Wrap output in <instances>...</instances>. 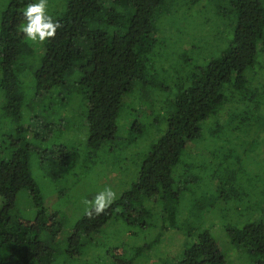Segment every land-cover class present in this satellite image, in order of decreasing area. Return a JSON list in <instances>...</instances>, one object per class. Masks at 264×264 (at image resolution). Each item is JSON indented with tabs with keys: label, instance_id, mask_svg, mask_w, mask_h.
Listing matches in <instances>:
<instances>
[{
	"label": "trees",
	"instance_id": "1",
	"mask_svg": "<svg viewBox=\"0 0 264 264\" xmlns=\"http://www.w3.org/2000/svg\"><path fill=\"white\" fill-rule=\"evenodd\" d=\"M198 1L67 0L54 18L63 27L55 38L42 43L45 51L39 61L36 45L20 30L26 23L22 12L33 0H7L0 23V89L5 115L17 128L23 120H33L34 102L60 96L61 88L75 89L83 99L81 126L87 128L83 139L87 151L108 153L121 143L126 144L122 150L128 149L143 135L144 126L137 117L123 134L119 119L126 115V101L133 106L144 101L151 116L157 117L154 122L162 117L167 128L146 152L138 154L143 161L132 186L104 214L89 218L84 211L66 230L65 214L60 218L59 210L49 211L31 170L28 138L36 129L23 123L20 131L13 128L14 150L0 161V264H76L97 246L93 243L96 234L108 235L103 230L111 228H107L110 222L121 224L119 230H124L128 240L117 235V242H112L111 237L112 243L103 246L102 264L149 259L160 250L165 236L173 233L183 236V244L171 256L161 253L160 264H230L221 240L211 230L200 229L196 240L190 241L194 227L186 223L200 198L209 195H215L214 207L225 214L241 210L244 202L251 206L249 212L257 211L256 218L243 226H228L224 238L236 248L239 264H264V210H253L262 207L263 200L245 176L264 168V0H228L221 14L229 31L234 30L232 39L220 54L201 57L203 61L176 86L172 97L158 94L155 87L163 88L162 83L148 79L171 43L165 36L177 33L195 49L208 37L207 27H215L217 21L212 18L196 23L194 44L191 35L184 33L183 8ZM171 55L165 62L177 61ZM25 71L32 75H23ZM257 82L259 86L254 87ZM234 102L223 122V110ZM44 124L46 129L54 126L52 120ZM191 144L209 150L210 156L189 149ZM255 144L263 147L259 158L252 155ZM67 158L65 147L55 145L40 165L62 166ZM209 174L217 178L218 187L199 195L197 181L205 175L204 188H208ZM22 192L31 195V209L18 208ZM189 200H193L191 208ZM63 232L66 235L61 239Z\"/></svg>",
	"mask_w": 264,
	"mask_h": 264
},
{
	"label": "rangeland",
	"instance_id": "2",
	"mask_svg": "<svg viewBox=\"0 0 264 264\" xmlns=\"http://www.w3.org/2000/svg\"><path fill=\"white\" fill-rule=\"evenodd\" d=\"M33 2H35V0H33ZM66 2L67 0H48L49 14L55 18L57 14H60L59 12L64 8ZM6 3L7 0H0V23ZM227 7L228 0H200L194 6L185 5V8H183V15L186 16L187 28L184 30V33H189L188 36L191 35L193 44L195 41L196 23L203 20L202 23L204 24L206 19L209 18H212L217 22L215 27L211 26V24L207 27L208 37L205 38L202 45L199 43L198 47L195 49L192 48V44L185 43L187 41L184 37H181L183 39H180L179 36L176 35L177 33L172 34L171 38L165 36L166 39L169 41L171 40V43L169 46H165L163 56H161L162 61L159 62L157 66H154L148 76V79L153 78L162 83L163 88L155 87L158 94L164 96L165 99L172 97V92H175L176 86L186 80V77L194 70L195 66H198V64L203 61L199 60L201 57L207 59L211 56H216L227 47L234 32L232 29L229 31L227 22L222 18L221 10H224ZM220 19H222L221 22ZM206 25L207 24H205L204 28H206ZM165 38L162 37L161 39L163 43L166 41ZM33 44L37 47V49L35 48L37 52V60L39 59L40 61L45 51L42 50L44 48V42L42 44L41 42L36 41L33 42ZM40 46H42V49ZM38 48H40V50ZM170 55V59L178 57L177 61L171 64L165 62ZM24 74L32 75L31 71H25L23 75ZM262 76L264 77V70ZM28 79L29 78L27 77L26 83L29 86L30 84L28 83H30V80L28 81ZM261 80L264 82V78H261ZM255 85L259 86V82L254 84V87ZM61 90L62 93L60 96H58L57 93V96L46 97L39 102H34L33 110L30 111V117H33V120L31 119L32 121H28L25 119L28 122L23 120L21 126L17 128L18 125L13 124V122L5 115V97L0 89V102L1 104L2 102L4 104V106L3 104L0 105V161L8 158L14 150L13 143L15 140L12 137V134L14 133L12 131L13 128H15V132L16 130L20 131L23 123L27 126L30 124V126L36 129L35 131L33 130L34 135H32V138H28L32 146L30 151V153H32V173L37 184L44 193L49 211L54 212L59 210L60 218L65 214L64 216H66L67 221L64 225V229H70L87 209V205L83 203L84 200H91L106 187H111L117 193V196H119L132 186L137 179V174L143 161V155L138 154L146 152L151 143L164 134L167 128V122L166 119L162 120V117L161 121L154 122L157 117L155 115L151 116V110L148 108V104L144 101L141 103L139 100V103H134L136 108L132 105V102L126 101L124 105L126 108V115H124L122 120L119 119V124L124 134L129 129L128 126L131 121L137 120L134 119V117L140 119L142 126H144V133L137 138V143L135 142L136 144H131L128 149L124 150L122 149L126 144H116L113 146L112 151H109L108 153L105 152V150L96 153L91 151L90 148L87 151L85 148L86 145L83 144V139L87 138V128L81 126V114L85 111L83 107V99L75 89L61 88ZM152 93L156 92L152 91ZM27 100L29 103L31 102V99ZM235 104L236 102L227 104L221 116L223 122L227 120L226 110L230 109ZM26 112H29V110L26 109ZM149 116L151 117L149 118ZM37 118L41 119L40 124ZM51 120L54 122V126L49 129L44 128L47 126L44 122L50 123ZM257 140L259 139L257 138ZM55 145L58 147L64 146L65 151L69 152V158L65 159L62 166L53 165L49 167L45 165L42 168L40 165V159L48 150L54 149ZM59 149L61 150V148ZM189 149L201 151L207 156H210L209 150L205 148L200 149L199 145L191 144ZM252 149L254 151L252 155L256 158H259L263 153L262 145L255 144L252 146ZM181 174L179 172L178 175ZM207 176V181L211 179V182H208V188H204L207 186L204 181L205 175L200 176L197 181V185L200 186V190H198L199 195L203 194V191L209 193L210 191L208 190H216L218 187L217 178L212 174ZM245 176L247 178L246 181L249 182V186H251V184L256 185L258 192L260 193V198L263 200L262 207H254L253 210L263 211L264 168L251 171L248 176ZM242 181L245 184L244 180ZM214 196L215 195H209L200 198V202H197L198 208L194 210L192 209L193 211L186 223L189 226L194 227L193 232L190 234V241L196 240L200 229H209L219 242L221 240L224 254H227L228 258H230V264H239L236 248L227 243L224 238V236L227 238V227L231 224L243 226L248 220L256 218L257 211L249 212L251 206L246 207L247 202H244V204H242L244 207H242L241 210L238 211L237 209H233L232 212L225 214L226 211L224 212V210L222 211L220 208L222 211L220 212L214 207L217 206ZM18 201V208L21 211L31 209L34 206L31 195L28 192H22ZM185 203H188V201ZM218 203L219 202L217 201V204ZM191 204H193V200H189V208L192 207L190 206ZM180 206L185 207L184 202L181 201ZM218 206H220V204ZM108 224L110 225L107 228H111L103 230L108 235H93V243L97 246L90 251L89 255L84 256L85 259H78L79 261L76 260V264H102L104 263L102 257L105 256L104 252L106 251V248H103L104 245L108 246V244H111L114 241L117 242V235H121V237H123L122 239H125V241L128 240L127 235L123 233L124 230H119L121 224L115 225L113 222ZM122 233L124 234L123 236ZM65 235L66 233H61L59 238L63 239ZM111 237H113L112 242L109 241L111 240ZM129 239H134L136 244L141 242L139 238ZM183 239V236L180 234L176 235L173 233V235L165 236L163 242L159 245L160 250H156L157 254L152 253V257L149 259H139L136 261V264H153L154 261H157V263L160 264L158 256L163 252L167 253L168 256H171L173 253L175 254L183 244ZM130 244L133 246L132 243ZM104 249L105 251L103 252ZM167 255L164 256L167 257Z\"/></svg>",
	"mask_w": 264,
	"mask_h": 264
},
{
	"label": "clouds",
	"instance_id": "3",
	"mask_svg": "<svg viewBox=\"0 0 264 264\" xmlns=\"http://www.w3.org/2000/svg\"><path fill=\"white\" fill-rule=\"evenodd\" d=\"M48 0H35L30 2L24 8L22 15L25 24L21 26V32L25 37L33 42L41 43L55 38L57 30L63 25L53 18L48 12ZM117 198V193L111 188L106 187L91 200H84L87 205L85 214L92 218L94 215L104 214Z\"/></svg>",
	"mask_w": 264,
	"mask_h": 264
}]
</instances>
